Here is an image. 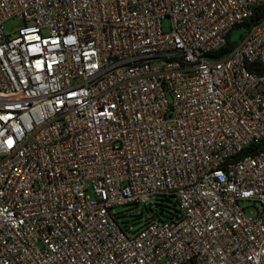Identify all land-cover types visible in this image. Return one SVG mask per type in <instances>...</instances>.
Listing matches in <instances>:
<instances>
[{"label":"built area","instance_id":"built-area-1","mask_svg":"<svg viewBox=\"0 0 264 264\" xmlns=\"http://www.w3.org/2000/svg\"><path fill=\"white\" fill-rule=\"evenodd\" d=\"M262 4L0 0V264H264V19L210 57Z\"/></svg>","mask_w":264,"mask_h":264},{"label":"trees","instance_id":"trees-1","mask_svg":"<svg viewBox=\"0 0 264 264\" xmlns=\"http://www.w3.org/2000/svg\"><path fill=\"white\" fill-rule=\"evenodd\" d=\"M264 19V4L256 6L252 9V14L244 20V22L240 25L235 27L232 31H234L236 28H243L245 30H250L253 26L259 24ZM229 33L227 37V45L226 47L222 48L218 52L211 54L210 57L212 58H221L225 56L226 54L230 53L234 47L237 45V43H233L230 41L231 33ZM248 69L254 72H261L264 73V69L258 68L257 66H248ZM264 143H260L258 145H253L243 151V154H251L255 155L258 151H260L263 147ZM138 205H130L127 206L129 209H132L134 207H137ZM146 209V215H144V212L141 211L138 214H135L133 216V224H130L128 222H122L120 224L121 230L125 233H133L135 230L139 229L142 224L148 223L152 220H158L163 221L165 219H179L180 217V211L178 208V204L176 199L173 195H160L157 196V202L155 203V207L151 206ZM127 212V211H126ZM124 213H117L115 215L116 220L121 218ZM136 229H132L131 227L138 225Z\"/></svg>","mask_w":264,"mask_h":264},{"label":"rangeland","instance_id":"rangeland-1","mask_svg":"<svg viewBox=\"0 0 264 264\" xmlns=\"http://www.w3.org/2000/svg\"><path fill=\"white\" fill-rule=\"evenodd\" d=\"M168 21H164V28L167 29L168 27ZM23 26V20L19 17L11 18L3 23V29L5 34L12 35L14 34L20 27ZM247 35V30L243 28H236L231 33L230 41L233 43L239 44L243 37ZM155 67H159V64H155ZM157 202V197H153L150 201H148L146 204H139L137 207H134L132 209H129L128 207H120L113 210L114 214L117 213H124L121 218L118 219V222L121 224L122 222H128L130 224H133V216L135 214L140 213L141 211L144 212V215H146V209L151 206L155 207V203ZM241 205L245 208V211L249 217H255L257 215V210L259 209V205L252 204L251 202H242ZM127 211V212H126ZM138 225L131 227L132 229H136Z\"/></svg>","mask_w":264,"mask_h":264},{"label":"flooded vegetation","instance_id":"flooded-vegetation-1","mask_svg":"<svg viewBox=\"0 0 264 264\" xmlns=\"http://www.w3.org/2000/svg\"><path fill=\"white\" fill-rule=\"evenodd\" d=\"M118 221V220H117Z\"/></svg>","mask_w":264,"mask_h":264}]
</instances>
